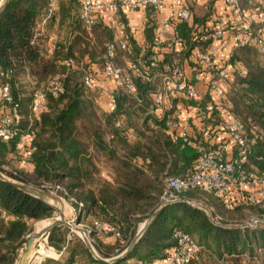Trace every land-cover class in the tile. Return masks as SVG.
<instances>
[{"label": "trees", "instance_id": "16d2710c", "mask_svg": "<svg viewBox=\"0 0 264 264\" xmlns=\"http://www.w3.org/2000/svg\"><path fill=\"white\" fill-rule=\"evenodd\" d=\"M70 2L72 11L71 8L60 10L58 16L60 22L62 15L65 19L72 16V33L79 34L67 50L60 45L50 55L44 46L46 41L35 38L38 24L48 15V0H10L0 14V69L10 75L6 82L14 101L20 97L24 116L20 133L26 127L27 108L33 99V86L28 77L38 87L52 76L64 73L62 63L65 60L78 63L74 51L89 52L92 61L103 70L109 62L107 56L104 58L105 43L114 40L112 29L97 22L94 27L96 44L89 46L83 39L80 14L78 17L77 13L80 3L78 0ZM117 14L128 38L127 48L117 50L113 62L125 67V58L134 62L142 52L144 57L153 55L157 38L155 13L146 10L143 46L129 36L123 13ZM193 33V29L185 24L177 27L182 50L187 55L195 47ZM170 61L168 59V63ZM231 62L246 70L244 75L239 74V68L235 71L228 92L231 111L245 126L248 138L253 137V132L260 137L264 133V59L256 48L247 46L235 50ZM83 75L81 70H70L64 93L48 97V112L36 124L37 150L32 158V171L11 166L13 154L21 158L16 150L18 135L9 142L0 141V172L15 182L35 185L33 187L48 193L61 188L66 194L60 191L58 196L65 201L67 197L70 199L76 220L82 228L90 229L89 237L99 257L111 259L129 247L138 225L157 210L164 188L163 179L190 174L198 154L183 141L175 142L167 136L163 122L146 116L151 106L150 95L161 82L159 76L152 79L132 77L136 97L117 90L113 94L115 108L105 112L98 106L93 92L83 85ZM25 82L31 92L22 99L20 90L25 89ZM174 104L175 100L172 101ZM152 122L158 126L156 130L150 127ZM117 123L120 125L116 126ZM148 132L152 134L148 135ZM128 134L136 140L129 139ZM103 168H109L111 180L104 178ZM246 169L257 174L264 171V137L251 146ZM185 197L190 200L208 198L222 215L264 214V209L245 204L227 208L212 194L199 190L188 191ZM54 214L55 210L49 204L0 180V264H15L31 233V225L50 219ZM95 222L116 227L120 237L104 236L95 230ZM178 231L190 235L204 248L191 264L207 261L212 264H254L245 260L244 255L252 256L256 250H264V225L255 230L221 228L214 225L204 211L179 202L164 207L125 259L113 264L165 261L176 246L174 235ZM105 238H112L114 242H104ZM48 240L61 257L44 264H107L93 257L83 240L67 227L50 233Z\"/></svg>", "mask_w": 264, "mask_h": 264}, {"label": "built area", "instance_id": "2783aa9c", "mask_svg": "<svg viewBox=\"0 0 264 264\" xmlns=\"http://www.w3.org/2000/svg\"><path fill=\"white\" fill-rule=\"evenodd\" d=\"M78 1L81 24L88 34L93 32L98 16L106 10L126 13L151 9L155 14H160L167 6L168 15L161 19L160 27L172 31L173 36L170 39L172 48L183 45L177 34L178 25L185 24L193 29L195 47L191 50L194 63L191 76L196 82L204 83V92L198 89L196 83L191 82L192 79L187 78L182 68V58L178 54L174 55L169 63L164 64L159 62L156 52L150 57L141 55L137 60L123 67L116 65L113 60L118 49L127 48V42L122 40L106 44V56L109 62L104 68V77L118 90L135 98L136 88L132 77L152 79L159 76L161 84L150 95L151 106L146 116L163 122L167 136L175 142L183 141L198 154L194 170L190 174L182 178L165 179L157 207L160 208L167 203L190 202L185 194L191 190H199L212 194L227 208L233 209L245 204L264 209V171L257 174L246 169L251 146L258 138H263L264 133L258 137V134L253 132V137L248 138L245 126L232 113L228 92L232 84L230 77L233 69L228 62L217 57V47L226 49L227 33L231 29L237 32L234 36L237 48L254 47L264 59V10L244 6L242 0H222L230 10L229 15L215 19L210 25L203 27L194 23L186 0ZM55 14L56 0H48V15L42 24ZM255 26L258 27L257 30ZM36 32L35 38L39 36L38 30ZM163 43L165 40L157 37L154 49ZM68 46L69 44L66 50ZM62 65L66 71L52 76L41 86L35 87L28 77L33 86V99L28 107V124L22 133L19 132L24 119L20 97L17 102L14 101L10 85L6 82L10 75L0 69V141L9 142L19 135L16 140V150L25 168L33 167L32 158L37 150L36 124L41 116L48 112V97L50 95L57 97L64 93L65 80L69 71L75 66V62L67 59ZM239 71L240 75L246 72L244 68H239ZM82 82L87 90L103 91L111 96L112 100L114 99L113 94L104 91L91 75L84 74ZM178 99L187 103L178 101L172 105V101ZM167 111L171 112L167 113ZM197 119L201 120L199 127L195 126ZM119 125L120 123L116 124ZM150 127L153 130L158 128L153 122L150 123ZM128 137L132 139V134H128ZM58 189L63 191L59 187L55 188V191ZM211 210L213 223L239 226L243 230H255L259 225H264V214L255 215L249 212L245 220L228 222L214 214L213 209ZM94 228L104 236L120 237L118 229L110 224L95 222ZM82 230L91 242L90 229L82 228ZM174 239L176 246L170 251L165 260L166 264H191L198 253L204 250L190 235L181 231L175 233ZM244 258L254 264H264V250L258 249L254 255L246 254Z\"/></svg>", "mask_w": 264, "mask_h": 264}, {"label": "crops", "instance_id": "0c3cea01", "mask_svg": "<svg viewBox=\"0 0 264 264\" xmlns=\"http://www.w3.org/2000/svg\"><path fill=\"white\" fill-rule=\"evenodd\" d=\"M95 1L110 2L111 0H95ZM242 3L244 6H247L250 8L258 7V8L264 9V0H250V1L242 0ZM186 4L189 7L190 11L192 12L194 23L198 26L207 27L215 19L225 18L230 13L229 8L226 7V5L224 4L222 0H186ZM68 8H71V11H72V4L70 0H56L55 16L52 19H50V21H47L45 24H42L43 22H40L37 26V30L39 32L38 38L39 39L41 38L42 42L46 41V44L44 46L47 49V53L49 55L52 54L54 51H56L60 45L64 46L65 47L64 50H66V46L68 44L70 46L72 43H74L75 35L79 34L78 32L72 33V28H71L72 19H73L72 16L65 19L64 16L62 15L61 22H60V18L58 16L60 10L64 11V9L66 10ZM77 13L79 17L80 8L77 10ZM123 14L127 21V28L129 30V36L132 37L138 45L143 46L145 43L144 30H145V26L147 22L146 10L141 9L137 11L126 12ZM167 15H168V6L160 14H155V21L157 23V29L155 31L156 37H162L165 40V43H163L160 47L154 49V52H156L157 58L159 62H161V64L168 62V59H172V57L176 54L180 55L182 58V68L187 78L192 79L191 82L196 83L198 89L204 92L205 91L204 83L196 82L191 76L192 71L194 70L193 57H191L192 51L187 55L185 54V52H183L182 47L172 48L171 43H170V39L173 36L172 31L168 28L160 27L161 19L166 17ZM197 20H199V22H202V23L200 24L199 22H196ZM97 22L112 29L114 33V40L112 42L117 43L122 40L127 41L128 34L124 30V25L119 23V18H118L117 13L111 10H106L105 12H103L102 14L98 16ZM49 24H51V26H49ZM255 27H256L255 29L257 30L258 27L257 26ZM81 28H82L83 39L86 41V43L89 46L95 45L96 36H95L94 30L91 34H88L85 32L82 25H81ZM236 34L237 32L235 30L230 29V31L227 33L226 49L223 50L222 48L217 47L218 59L226 61L228 62V64L232 66L233 70L231 72V77H230V80H232V82L234 79L236 69L243 68L241 67L240 64L233 65L231 62L234 51L238 49L235 46V39H234V36ZM109 42L110 41L105 43L104 58H106V44ZM83 48H84V45H82V49ZM143 53L144 52H142L141 55H143ZM74 55L77 58L78 63L75 64L72 70L74 69L81 70L83 74L91 75L94 78V80H96L100 84V86H102L103 90L107 91L110 94H114L118 90V88L112 82H110L104 77L103 75L104 70L100 69L99 66L92 61V59L90 58L89 52L86 51V53L80 54L74 51ZM130 62L131 60H128L125 58L124 65L127 66ZM160 71L162 70L160 69ZM95 93H97L99 97L98 100H96V102L98 106L100 107V109L104 110L105 112H111L115 108L114 99L112 100L111 96L105 94L103 91H95ZM178 101L185 102L184 100H181V99L175 100L176 103H178ZM195 126L196 127L201 126L200 119L195 120ZM13 165L14 167H17L18 169L23 170L25 172H30L33 169V168H25L21 161L19 163L16 162V164H13ZM102 171L104 173V169ZM103 240L104 242H108V243L114 242V239L112 238H105ZM58 257L60 258L61 254H58ZM154 264H166V262L164 260L156 261Z\"/></svg>", "mask_w": 264, "mask_h": 264}, {"label": "water", "instance_id": "95a60500", "mask_svg": "<svg viewBox=\"0 0 264 264\" xmlns=\"http://www.w3.org/2000/svg\"><path fill=\"white\" fill-rule=\"evenodd\" d=\"M9 2H10V0H1L0 1V14L4 11V9L6 8V6L8 5ZM0 180L4 181V182H8L11 185H13L15 188H17L20 191L28 194L29 196L49 204L52 208H54V210L58 214V216L62 215V211L52 203L54 200V197L51 196L48 192L43 191V190L38 189V188H35V187H32L30 185L10 181L9 179H7V177L4 174H2V172H0ZM176 203H179V202H176ZM182 203H185V204L190 205L196 209H200V210L204 211L206 213V215L208 216L209 220L213 223L212 213L207 206H205L201 203H192V202H187V201H183ZM172 204H175V203H172ZM167 205H170V204L167 203V204L162 205L160 208H158L149 217V219L144 223L143 227L137 231L136 236L133 239V241L131 242V244L129 245V247L122 254H120L114 258H111V259H102L101 257L98 256V254H97L96 250L94 249V247L92 246V243L90 242L89 238L84 234L83 230L79 228L80 224H79L78 220L53 223L52 225H50L46 229V231L43 233V235H45V237L48 238L50 233L54 232L56 229L67 227L70 230H72L73 232H75L83 240V242L85 243V245L87 246V248L89 249V251L91 252L93 257H95L97 260L105 262L107 264H113V263H116L118 261L125 259L126 254L132 250V248L139 241V239L142 237V235L147 230V228L154 222V220L157 218V216L160 214V212L163 210V208L166 207ZM213 224L216 226H219L221 228H225V229H241L239 226H234V225H224V224H218V223H213ZM34 238H35V235H34V231H33L30 235L27 236L26 242L23 245V248L21 249L15 264H25V260H26V257L28 255V246L34 241Z\"/></svg>", "mask_w": 264, "mask_h": 264}, {"label": "rangeland", "instance_id": "374dc122", "mask_svg": "<svg viewBox=\"0 0 264 264\" xmlns=\"http://www.w3.org/2000/svg\"><path fill=\"white\" fill-rule=\"evenodd\" d=\"M1 1V0H0ZM124 15V14H123ZM255 55L258 57V54H256L255 53ZM262 61V60H261ZM263 62V61H262ZM26 83V87H25V89H22V90H20L21 91V93H20V95H21V98L22 99H24L25 97H27L28 96V94L31 92V87L29 86V85H27L28 83L27 82H25ZM93 94H94V97L96 98V100H98V94L97 93H95V92H93ZM25 105V104H24ZM27 106V105H26ZM28 109V108H27ZM26 124H24V125H27L28 124V122H25ZM149 134L148 135H151L152 134V132H148ZM135 136V135H134ZM132 139H133V137H132ZM134 140H136V138L135 139H133L132 141H134ZM119 150H120V152H122L123 153V149L121 148V147H119ZM21 161V158L18 156V155H16V154H13L11 157H10V162H11V166L13 167L14 165L13 164H16V162L17 163H19ZM13 168H17V167H13ZM104 169V173H103V175H104V178H106V179H112L111 177H110V172H109V168L108 169H106V168H103ZM3 174V173H2ZM5 175V174H4ZM6 177H7V179H9L10 181H13V180H11L10 178H8V176L6 175ZM13 182H15V181H13ZM164 182H165V178L163 179V184H164ZM16 183H19V182H16ZM31 185H33V184H31ZM33 186H35V185H33ZM32 186V187H33ZM58 192H60V189H58V190H56V191H54V192H51V193H49L51 196H53V197H56L57 199H58V201L57 202H55V200H53V204L57 207V208H59L61 211H62V213H63V216H64V218L67 220V221H75L76 219V213H75V211H74V209L72 208V206H71V204H70V199L67 197V195H66V201L63 199V198H61V197H59L58 196ZM62 192H64V191H62ZM65 193V192H64ZM66 194V193H65ZM208 199V198H207ZM207 199H204V198H200V199H198V200H191L190 202H192V203H201V204H203V205H205V206H207L210 210L211 209H213V211H214V214H217L218 216H221L223 219H225V220H227L228 222H235V221H241V220H245L246 219V216H243V217H241V216H237L236 214L235 215H233V214H225V215H222L220 212H218V210H217V208L211 203V201L210 200H207ZM57 204V205H56ZM211 212H212V210H211ZM213 213V212H212ZM56 218H58L59 220H60V216H58V214L55 212V214H54V216L52 217V218H50V219H46V220H44V221H46V223H51L53 220H55ZM149 219V218H148ZM148 219H146L145 221H143L142 223H140L139 225H138V230H139V228H140V226L141 225H144V223L148 220ZM44 221H41V222H44ZM41 222H36V223H34V224H32L31 225V228H32V230H31V233L34 231L35 232V230H36V227H37V224H39V223H41ZM79 228L80 229H82V226H80L79 225ZM137 230V231H138ZM73 232V231H72ZM30 233V234H31ZM74 234H76L75 232H73ZM77 235V234H76ZM78 236V235H77ZM44 242V244L46 245V248H47V250H48V253L46 254V253H44V254H38V250H39V247H38V245H39V243H37L35 246H33V248L31 249V251H30V253L29 254H31L32 252H33V254H32V256H30V262H28V264H44L46 261H48V260H50V259H53V260H57V259H59V257H58V254H57V252L55 251V249L53 248V247H51L50 246V244H49V240H48V238H46V237H44V240H43ZM35 250V251H34ZM98 254V253H97ZM98 256H99V254H98ZM207 261V260H206ZM208 262V264H212V262L211 261H207ZM207 262L205 263V264H207Z\"/></svg>", "mask_w": 264, "mask_h": 264}, {"label": "bare ground", "instance_id": "6f19581e", "mask_svg": "<svg viewBox=\"0 0 264 264\" xmlns=\"http://www.w3.org/2000/svg\"><path fill=\"white\" fill-rule=\"evenodd\" d=\"M54 200H55V202L58 201V199L56 197H54ZM65 221H67V220L64 218L63 213H62V215L60 216V220L58 218H56L55 220H53L49 224L46 223V221L37 224L36 230L34 232V235H35L34 241L28 246V255L26 257L25 264H28V262H30V256H32L33 252L31 254H29V253H30L31 249L33 248V246H35L37 243H39V245H38L39 250L37 251L38 254H44V253L47 254L48 253L46 245L43 243L44 242L43 240H44V237H45V235H43V233L53 223L65 222ZM142 227H143V225H141L139 229H141Z\"/></svg>", "mask_w": 264, "mask_h": 264}]
</instances>
